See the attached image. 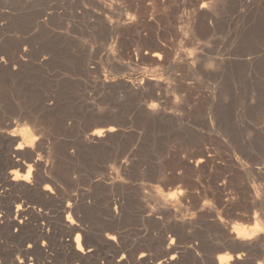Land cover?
<instances>
[{"label":"rangeland","instance_id":"obj_1","mask_svg":"<svg viewBox=\"0 0 264 264\" xmlns=\"http://www.w3.org/2000/svg\"><path fill=\"white\" fill-rule=\"evenodd\" d=\"M3 103L53 199L0 229V264H82L68 214L100 264L166 263L169 245L171 264L264 261V0H0Z\"/></svg>","mask_w":264,"mask_h":264},{"label":"bare ground","instance_id":"obj_2","mask_svg":"<svg viewBox=\"0 0 264 264\" xmlns=\"http://www.w3.org/2000/svg\"><path fill=\"white\" fill-rule=\"evenodd\" d=\"M14 87H16V86L14 85ZM15 89L16 88H14V90ZM3 98H4V95H3ZM3 98H2V100H3ZM32 103H34V102H32ZM4 105H6V104L3 103V106ZM8 105H9V103H8ZM8 105H6L4 107L3 106H0L1 107L0 108V229L2 227H5L7 229H10L13 226H17V227L19 226L20 228L23 227V229H24V227H26V228L27 227H31L33 225L32 224L33 221H40V220H43L44 218L45 219L46 218L48 219V217H49L48 216V213L45 212L44 209H42L43 207L41 208L38 205L35 206L36 203H32L31 200L35 199L34 198V196H35V197H38V198L43 199V200L44 199L47 200V201L49 200V202H50L53 199V197L51 195V193L53 191H52V188H51V185L50 184H46L44 186L41 185L42 182L44 183L47 180V178L46 177L39 176V172H37V170H35L36 169L35 167H38L39 166V164L37 163V160H33V163H27V161L25 160L27 157L30 158L31 155H32L31 150L29 151V150H27V148L30 147V145H32L35 142V139L33 138V135L28 130H23L22 131V135H19V134L15 133L14 127L17 126L18 124H17V121L16 120H15L16 122L14 121L15 115L13 117V114L16 113V112L14 110H13L14 113L8 112V111H11L12 112V110H9L10 107L8 109H6ZM11 105L12 104H10V106ZM21 105H23V104H21ZM2 107H3V109H2ZM12 107L13 106H11V108ZM156 107H152L151 106L152 109H155ZM152 112H154V111H152ZM27 115L25 114V116H27ZM37 124H38V122H37ZM57 125H59V124H57ZM38 129L39 128L37 127V130ZM39 130H38V132L41 131V130L40 131ZM7 131H10V132H7ZM116 131H117V128L115 126H108V127H104V128L95 129L92 132H90L88 135H86V140H88V141L100 140V138L102 139L105 136L108 137V136H110L111 134H113ZM42 134H44V133H42ZM37 141H36V143H37ZM46 143H45V145H46ZM21 144L24 145L23 148H20L19 147V145H21ZM25 177H27V179H25ZM54 187H55V185H54ZM32 197H33V199H31ZM54 200H55V198H54ZM157 205H158V207L157 206L156 207L154 206L155 208L153 207V209L150 210V212L153 215H157V214L160 215V216L161 215L162 216L168 215V208L165 206L166 204L163 205V202L159 200V202H158ZM41 206H42V204H41ZM147 206H149V205H147ZM73 208H74V206H73ZM68 211H69L68 208L64 209L63 211H59V209H57V210L54 211V213H58V214L61 215L63 213L64 214L67 213ZM78 211H79V209H78ZM111 211L113 212L114 210H111ZM148 211H149V209H148ZM170 213H171V211H170ZM61 216H63V215H61ZM56 218H57V215H56ZM54 219H55V217H54ZM54 223L56 225H58L62 230H64L70 236H72L73 234H76L74 240L72 241V243H74L73 246H74L75 252L77 254L75 256H69V257H71L72 260L78 259V261H81L82 264H86V263L87 264H100L99 263L98 256H93V254L91 253V252H93V249H90V248L86 249L84 246L81 245V237H82V234L80 232V231H82V229L80 228L81 225L79 226L71 218V216L69 214L66 217V221H63V220L60 221L59 219H57V220H55ZM37 224L39 225L41 223H37ZM35 226H37V225H35ZM36 230L40 233L39 236H43L44 235V232L45 231H43V228L37 227ZM118 236H120V235H118ZM249 236H251V233L246 232V231H244L242 233H238V235L236 236V239L239 241V244L237 243L238 246H239V248L244 249L245 246L248 245L247 241L249 239H247L246 237H249ZM113 237L116 238V236L112 234L111 235V238H113ZM38 240L39 239L37 238V242H38ZM72 243L70 245H72ZM150 244H152V243H150ZM170 244H174L173 241L170 242ZM75 245H76V247H75ZM177 249H178L177 247H173L172 245H169L167 247H164V249H162L163 252H164L163 255L165 254V256H170V257L167 258V260H166L168 262L164 263L165 261H160V262H158V264H171V261H173L174 258H175V256H176L175 251ZM220 249H221V247L220 248H217L213 253L211 252L212 255L213 254H217V252ZM128 254H129V252H128ZM241 254L242 253L239 252L235 257L232 254H227V253L226 254H219V255L217 254V255H215V256L212 257L213 258V264H228L229 262H235L236 263L237 261H239V263H240V260L243 259V254L242 255ZM149 256L150 255L148 253L143 252L138 257L139 263L140 264H150L149 261H151V259L149 258ZM222 256H225V257L226 256H231L232 258L230 260L222 261L221 260V257ZM23 257L24 258L19 261L20 264H22V263L23 264H26V260L28 259V257H30L31 264H34V263H32L33 258H31V257H34L36 260L38 259V257H42V260H43L47 256H23ZM197 258H198V256H197ZM160 260H161V258H160ZM243 260H245V259H243ZM69 261H70V259H69ZM0 263H3V262H0ZM121 264H123V263H121ZM209 264H212V260H211V263H209Z\"/></svg>","mask_w":264,"mask_h":264},{"label":"snow or ice","instance_id":"obj_3","mask_svg":"<svg viewBox=\"0 0 264 264\" xmlns=\"http://www.w3.org/2000/svg\"><path fill=\"white\" fill-rule=\"evenodd\" d=\"M158 55V54H157ZM152 107H156V105H151ZM20 148H23L24 145L21 144L19 145ZM25 179H27V177H25ZM257 215H259V213H257ZM258 235L257 233H254L252 236H249V237H246L247 239H252L254 236ZM259 235L262 236V238H264V227H261L260 228V232H259ZM113 239H115V237H113Z\"/></svg>","mask_w":264,"mask_h":264},{"label":"clouds","instance_id":"obj_4","mask_svg":"<svg viewBox=\"0 0 264 264\" xmlns=\"http://www.w3.org/2000/svg\"><path fill=\"white\" fill-rule=\"evenodd\" d=\"M253 234H254V233H253ZM241 255H242V254H241ZM231 258H232L231 256H226V257H225V256H222V257H221V260H222V261H225V260H230ZM260 264H264V261L260 262Z\"/></svg>","mask_w":264,"mask_h":264}]
</instances>
